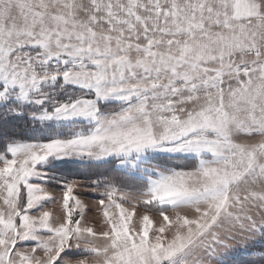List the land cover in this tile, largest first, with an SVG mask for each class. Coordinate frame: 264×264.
I'll return each mask as SVG.
<instances>
[{
  "label": "snow or ice",
  "instance_id": "1",
  "mask_svg": "<svg viewBox=\"0 0 264 264\" xmlns=\"http://www.w3.org/2000/svg\"><path fill=\"white\" fill-rule=\"evenodd\" d=\"M0 264H264V0H0Z\"/></svg>",
  "mask_w": 264,
  "mask_h": 264
},
{
  "label": "rangeland",
  "instance_id": "2",
  "mask_svg": "<svg viewBox=\"0 0 264 264\" xmlns=\"http://www.w3.org/2000/svg\"><path fill=\"white\" fill-rule=\"evenodd\" d=\"M55 195H57V196H60V195H62L59 191H57L56 193H55ZM96 194H94V193H89V196H95ZM51 207V206H50Z\"/></svg>",
  "mask_w": 264,
  "mask_h": 264
},
{
  "label": "trees",
  "instance_id": "3",
  "mask_svg": "<svg viewBox=\"0 0 264 264\" xmlns=\"http://www.w3.org/2000/svg\"><path fill=\"white\" fill-rule=\"evenodd\" d=\"M71 178V177H70Z\"/></svg>",
  "mask_w": 264,
  "mask_h": 264
}]
</instances>
